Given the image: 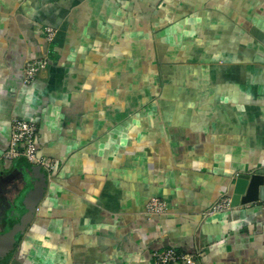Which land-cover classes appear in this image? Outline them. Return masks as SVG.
<instances>
[{"label":"crops","instance_id":"obj_1","mask_svg":"<svg viewBox=\"0 0 264 264\" xmlns=\"http://www.w3.org/2000/svg\"><path fill=\"white\" fill-rule=\"evenodd\" d=\"M15 116L59 170L7 264H264V0H0V239Z\"/></svg>","mask_w":264,"mask_h":264},{"label":"built area","instance_id":"obj_2","mask_svg":"<svg viewBox=\"0 0 264 264\" xmlns=\"http://www.w3.org/2000/svg\"><path fill=\"white\" fill-rule=\"evenodd\" d=\"M44 34L49 48L46 55L39 59L25 61L23 66V83L25 85L35 82L39 75L47 70L53 62L52 46L55 43L57 30L54 27H45ZM38 133L39 128L37 124L20 117H13L11 121L10 145L2 158V162H17L21 159H25L28 164L43 169L50 180L59 170V164L53 158L39 155L37 146ZM231 207L232 200L230 198H224L215 205L212 213L221 212L230 209ZM167 213L168 205L165 201L154 198L148 202L146 207V214L148 216H161L166 215ZM197 257L198 255H192L169 248L154 252L152 256V264H196Z\"/></svg>","mask_w":264,"mask_h":264},{"label":"water","instance_id":"obj_3","mask_svg":"<svg viewBox=\"0 0 264 264\" xmlns=\"http://www.w3.org/2000/svg\"><path fill=\"white\" fill-rule=\"evenodd\" d=\"M16 168H21V173L25 178L26 188L22 189L14 200L13 210L9 213L15 217L17 221L12 222V230L4 233L3 239H0V255L6 248H16L24 235L26 227L35 217L38 205L45 196L46 189L49 183L47 174L40 167H35L30 164L23 166V159L19 160L15 165ZM13 233H10V232ZM6 261L0 264H7Z\"/></svg>","mask_w":264,"mask_h":264},{"label":"rangeland","instance_id":"obj_4","mask_svg":"<svg viewBox=\"0 0 264 264\" xmlns=\"http://www.w3.org/2000/svg\"><path fill=\"white\" fill-rule=\"evenodd\" d=\"M1 164H3V163H1ZM1 164H0V167H1ZM26 164H28V162H27L25 159H23V166H26ZM20 170H21V168H20ZM16 171H18V169H17ZM45 174H47V173L45 172ZM14 175H17V173H15ZM25 188H26V187H25ZM1 239H3V238H1ZM8 251H9V250L5 247V249H4V251H3V256H0V257H1V260H2V258H3L4 261H6V259L8 258L7 255L9 254ZM9 256H10V255H9ZM1 260H0V262H1Z\"/></svg>","mask_w":264,"mask_h":264},{"label":"trees","instance_id":"obj_5","mask_svg":"<svg viewBox=\"0 0 264 264\" xmlns=\"http://www.w3.org/2000/svg\"><path fill=\"white\" fill-rule=\"evenodd\" d=\"M9 251L8 252H10V253H13L14 252V248L12 247V248H7Z\"/></svg>","mask_w":264,"mask_h":264}]
</instances>
